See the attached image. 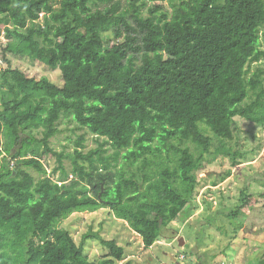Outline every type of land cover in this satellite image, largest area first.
Segmentation results:
<instances>
[{
	"label": "trees",
	"instance_id": "16d2710c",
	"mask_svg": "<svg viewBox=\"0 0 264 264\" xmlns=\"http://www.w3.org/2000/svg\"><path fill=\"white\" fill-rule=\"evenodd\" d=\"M169 1L0 0L3 53L63 81L8 59L0 68V264H117L126 254L115 238L88 231L78 244L59 227L101 207L150 248L191 210L200 170L215 156L238 162L224 144L235 117L264 128V68L250 70L264 60V0ZM65 122L101 140L83 153L78 135L70 171L50 146ZM263 178L252 174L224 215L234 232L256 194L250 182ZM88 239L107 249L101 259L85 254Z\"/></svg>",
	"mask_w": 264,
	"mask_h": 264
},
{
	"label": "rangeland",
	"instance_id": "374dc122",
	"mask_svg": "<svg viewBox=\"0 0 264 264\" xmlns=\"http://www.w3.org/2000/svg\"><path fill=\"white\" fill-rule=\"evenodd\" d=\"M176 1H169L168 6L172 8V2ZM5 43L1 36L0 68L6 66L8 59L36 79L48 77L61 85L63 81L58 70L47 69L27 58L4 54ZM261 48L264 49V40ZM256 67L264 68V60L252 64L250 70L254 71ZM59 127L60 133L51 139L50 146L56 153L65 155L62 164L66 171H70L72 158L69 154L76 147L74 141L77 136L85 135L83 153L96 149L101 140L87 130L75 129V123L65 122ZM234 135L233 141L224 144L233 152L239 151L235 158L238 162L233 164L228 155L215 156L205 169L200 170L198 176L205 185L199 188L191 210L182 213L163 230L159 240L150 248H145L140 236L128 223L115 218L107 207L73 212L59 223V227L68 230L78 244L88 231L97 232L105 239L115 238L126 254L117 264H258L264 256V178L250 182L249 190L256 194L238 231L234 232V223L224 215L235 209L239 193L249 177L256 172L264 173V128L235 117ZM112 153L108 147L107 154ZM41 161L47 175L57 181L61 176L60 170L52 173L58 166L57 158L48 156ZM120 162L124 161L120 158ZM30 172L37 176L33 170ZM72 176L70 173L69 179ZM208 222L212 223L204 228ZM84 249L90 260H99L107 253V249L94 239H88Z\"/></svg>",
	"mask_w": 264,
	"mask_h": 264
}]
</instances>
